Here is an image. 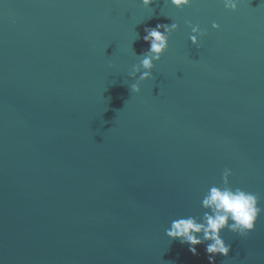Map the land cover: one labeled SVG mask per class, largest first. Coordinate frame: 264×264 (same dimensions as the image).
<instances>
[{
    "label": "water",
    "instance_id": "water-1",
    "mask_svg": "<svg viewBox=\"0 0 264 264\" xmlns=\"http://www.w3.org/2000/svg\"><path fill=\"white\" fill-rule=\"evenodd\" d=\"M158 23L178 27L132 93ZM225 168L264 208V0H0V264H208L165 229ZM221 236L215 264H264V212Z\"/></svg>",
    "mask_w": 264,
    "mask_h": 264
},
{
    "label": "clouds",
    "instance_id": "clouds-1",
    "mask_svg": "<svg viewBox=\"0 0 264 264\" xmlns=\"http://www.w3.org/2000/svg\"><path fill=\"white\" fill-rule=\"evenodd\" d=\"M148 7L153 0H140ZM225 9L235 11L238 0H221ZM172 6L181 9L189 6L192 0H170ZM176 23L156 24L155 27H146L142 39L148 44L146 51L140 55L139 62L134 64L128 77L135 80L129 85L132 93H139V83L151 79L154 62L159 61L162 53L168 47L169 34L176 30ZM192 35L189 40L191 44L197 45L198 37L206 33L198 26L189 23ZM218 24L213 23L212 28L217 29ZM137 38L139 35L137 34ZM232 175L230 169L225 168L221 173V184L211 186L201 200L202 215L174 219L170 226L165 229V235L169 239L179 240L181 244L189 246V252L197 255L196 245L205 244L208 264H215V257L221 255L228 256L231 249L230 244H226L221 232L227 229L229 232L244 238L254 230L255 223L264 208L259 206L260 197L258 194L243 190L239 187L230 186L229 177Z\"/></svg>",
    "mask_w": 264,
    "mask_h": 264
}]
</instances>
